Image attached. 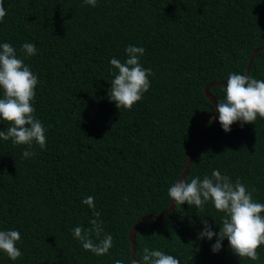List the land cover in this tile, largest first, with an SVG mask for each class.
Segmentation results:
<instances>
[{
    "label": "trees",
    "instance_id": "16d2710c",
    "mask_svg": "<svg viewBox=\"0 0 264 264\" xmlns=\"http://www.w3.org/2000/svg\"><path fill=\"white\" fill-rule=\"evenodd\" d=\"M0 44L9 43L38 78L34 116L45 127L46 144L0 138V230H17L22 256L0 252V264H130L129 230L142 216L159 215L171 203L193 147L197 124L215 108L204 87L244 74L252 51L264 46V0H4ZM35 44L26 56L22 45ZM143 47L142 67L151 69L150 88L130 110L117 109L108 91L109 61L127 59L125 48ZM264 80V50L251 63ZM223 85L210 86L216 102ZM3 92L0 90V98ZM211 121V123H209ZM10 123L0 120V131ZM214 170L237 179L264 204V118L224 132L218 122L201 125L200 142L184 177ZM94 197L95 211L82 203ZM224 213L206 202L202 209L175 204L162 218L146 219L134 233L135 258L144 249L172 255L180 264H264L239 258L225 238L198 239L207 221L214 233ZM102 222L113 246L105 255L84 250L73 229ZM94 242L95 232L91 233Z\"/></svg>",
    "mask_w": 264,
    "mask_h": 264
},
{
    "label": "clouds",
    "instance_id": "9594fccd",
    "mask_svg": "<svg viewBox=\"0 0 264 264\" xmlns=\"http://www.w3.org/2000/svg\"><path fill=\"white\" fill-rule=\"evenodd\" d=\"M84 3L95 7L97 0H84ZM5 15L4 0H0V21ZM21 47L29 57L37 52L33 43L26 42ZM144 52L143 47L129 45L125 48L127 59L123 63L116 58L109 61L118 70L108 91L109 100L115 102L117 109L130 110L150 88L151 69L142 67L140 63ZM37 84V76L17 57L13 46L9 43L0 44V90L3 92L0 98V120L11 125L6 131H0V138L10 139L16 145H28L29 150L23 152L24 158L34 155L30 150L33 142L41 148L46 144L44 124L34 116L35 110L31 103L36 95ZM223 92L224 99L216 102L215 111L218 112V122L224 132H229L231 125L237 121L243 126L253 124L258 116L264 118V80L233 72L227 76ZM255 191V188L249 191L239 179L232 182L229 176L214 170L210 177L204 176L203 179L198 176L190 182L180 179L169 187L167 194L175 204L187 203L197 209H202L210 201L218 212L224 213L220 230L214 233L207 221L202 220L203 230L198 239L212 240L215 236L216 242L211 250L216 253L226 238L228 247L235 255L256 261L259 259L257 249L264 245V204L253 200L252 193ZM82 203L93 209L94 217L100 216L94 210V197L88 196ZM89 223L92 226L90 229L74 228V238L80 241L84 250L98 256L107 254L113 246L112 235H101L103 225L98 219H92ZM92 232L96 234V242L91 238ZM20 238L17 230H0V252L13 261L20 258L22 252L16 246ZM114 264L124 262L115 260ZM130 264H180V261L160 250L149 251L146 248L142 259H132Z\"/></svg>",
    "mask_w": 264,
    "mask_h": 264
},
{
    "label": "water",
    "instance_id": "95a60500",
    "mask_svg": "<svg viewBox=\"0 0 264 264\" xmlns=\"http://www.w3.org/2000/svg\"><path fill=\"white\" fill-rule=\"evenodd\" d=\"M259 50H264V46H260V47H257L255 48L252 53L250 54L249 58H248V62H247V65H246V69L244 71V74L245 75H248L249 73V69H250V66H251V63H252V60L255 56V54L259 51ZM213 85H223V86H226V81H213V82H210L208 83L205 87H204V93H205V96L211 101V103L213 104L214 108H215V104H216V100L215 98L213 97V95H211L209 92H208V89L210 86H213ZM218 116V112L215 111V114L214 115H209V114H206L202 117V119L198 122L197 124V132H196V138H195V141H194V144H193V147L189 153V156H188V159L185 163V166L178 178V181L181 179H184L186 173H187V170L191 164V161H192V157H193V154H194V150L197 148V146L199 145V142H200V130H201V125L208 121V120H214L216 119V117ZM174 206V201H171L170 205L168 206V208L162 212L161 214L159 215H149V216H142L140 217L139 219H137L135 221V223L132 225V227L130 228L129 230V233H128V236H129V240H130V245H131V258L132 259H136L135 258V255H134V252H135V244H134V233H135V229L136 227L138 226V224L140 222H142L143 220H146V219H159V218H162L164 217Z\"/></svg>",
    "mask_w": 264,
    "mask_h": 264
}]
</instances>
